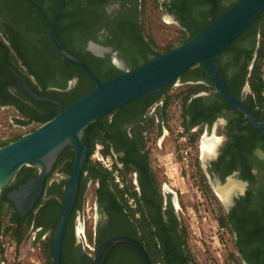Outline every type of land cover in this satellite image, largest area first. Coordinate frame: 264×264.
Segmentation results:
<instances>
[{"label": "flooded vegetation", "instance_id": "obj_1", "mask_svg": "<svg viewBox=\"0 0 264 264\" xmlns=\"http://www.w3.org/2000/svg\"><path fill=\"white\" fill-rule=\"evenodd\" d=\"M236 1L0 0V105L18 111L25 94L18 76L63 106L84 93L87 77L94 83L61 55L52 25L62 47L106 81L154 59L158 50L147 36L145 12H162L189 37ZM259 38L243 39L217 63L229 93L264 124L250 82ZM178 80L187 87L178 94L164 89L133 101L84 132L88 156L60 264H94L99 248L116 238L125 241L109 243L99 264H203L190 243L181 192L166 182L167 165L156 153L172 137L175 159L194 176L212 213L211 199L219 234L228 242L229 252L215 264H264V134L216 90L203 65ZM74 156V149L71 157L63 152L46 178L32 225L36 241L44 230L41 239H52ZM60 191L62 200L55 195ZM41 253L40 264H49Z\"/></svg>", "mask_w": 264, "mask_h": 264}, {"label": "water", "instance_id": "obj_2", "mask_svg": "<svg viewBox=\"0 0 264 264\" xmlns=\"http://www.w3.org/2000/svg\"><path fill=\"white\" fill-rule=\"evenodd\" d=\"M263 13L264 0H237L183 45L134 70L125 68L122 75L106 81H101L87 65L62 47L52 25V38L61 55L87 72L95 87L64 107L53 99L39 96L23 77L18 76L20 88L31 100L53 105L59 113L34 131L0 147V197L14 183L24 166L37 170V176L7 193V199L13 203L20 217L28 215L37 205L46 178L59 156L68 148L75 151L73 174L64 186L62 211L52 234V264L61 262L64 236L76 202L80 174L88 156V149L83 143L84 132L112 111L168 88L189 69L201 64L216 90L264 134V124L229 93L216 61ZM120 63L125 66L122 60ZM120 241L125 239L105 242L99 248L94 264H99L101 252L109 243Z\"/></svg>", "mask_w": 264, "mask_h": 264}, {"label": "rangeland", "instance_id": "obj_3", "mask_svg": "<svg viewBox=\"0 0 264 264\" xmlns=\"http://www.w3.org/2000/svg\"><path fill=\"white\" fill-rule=\"evenodd\" d=\"M144 19L147 36L152 40L156 50L160 52L176 48L184 39L188 38L187 32L162 12H145ZM260 36L262 38L260 37L259 40L264 41V33ZM261 73L264 80V60ZM185 88L187 87L181 85L178 80L173 83L170 89L178 94L180 90ZM180 99L177 98V101L173 103L178 111L181 105ZM24 120L25 118L20 111L0 105V145L9 143L40 126V124L23 126L21 122ZM174 145L172 137L163 143L164 150L161 152L157 150L156 153L167 165L168 181L166 182H170L171 188L181 192L180 196L185 202V212L191 234V238H189L195 254L203 264H215L218 260L222 261L225 254L229 252L228 242L219 234L217 216L212 208L213 205L211 206V199L209 202L212 213L207 207L204 193L197 184H193L194 176H189L181 167L183 166L180 164L181 162L175 159ZM203 147L206 148L205 145ZM12 213V208H5L1 218L0 264H40L43 262L41 251L46 243L45 240L36 241L34 230L29 227L24 239L18 244L11 232L7 231V228L12 226L10 223Z\"/></svg>", "mask_w": 264, "mask_h": 264}, {"label": "trees", "instance_id": "obj_4", "mask_svg": "<svg viewBox=\"0 0 264 264\" xmlns=\"http://www.w3.org/2000/svg\"><path fill=\"white\" fill-rule=\"evenodd\" d=\"M236 2H234L233 5ZM229 8L230 7L226 8L223 12H219L216 15V17L219 16V15H221L225 11H227ZM209 22L210 21H206L198 29V31L192 33L188 38L184 39L179 46L183 45L189 39H191L192 37H194ZM262 32L264 33V13L236 40V42H234L230 46V48L228 50H226L225 52H223L221 55H223L225 53H228V52H231L232 50H234L238 46V44L241 41H243V39L248 38V37H251L252 35L255 38V35L256 34H260V33L263 34ZM260 37L262 38V36H260ZM174 49L175 48H173V49H167L164 52L157 51L154 59H156V58L160 57L161 55L166 54V53H168V52H170V51H172ZM220 56H218L216 58V61L217 62L219 61V57ZM263 60H264V41L261 40L260 41V48H259V56H258V59H257V63L255 65V68L253 70V73H252V77H251L250 82H251L252 90H253V92L257 96L259 105L264 108V98H263V93H264V80L262 78V73H261L262 72V62H263ZM148 62H150V61H147V63ZM186 73L183 74V76L186 75ZM86 79L87 80H85V85L81 89V91H83L84 93L79 94L78 97H76L74 99L75 101L79 100L80 98H82L83 96H85L91 90L94 89V87H95L94 83L88 77ZM172 85H170L165 90L170 89ZM86 88H87V90H85ZM22 97L23 98L18 99V102L20 104L18 105V108L17 109H18V111H20L23 114V116L25 118V120L21 122L23 126H30L32 124H40V125H42V124L50 121L51 119H53L59 113V111L57 109H55L53 106L48 105V104H43V103H37V102L31 100L28 95L23 94ZM46 97H49V96H46ZM2 103H5V100H3ZM66 106L67 105H64V107H66ZM45 110H47V111H45ZM94 125L95 124H91L88 127V129L85 131V133L87 131H89L91 128H93ZM22 136L17 137L15 140H18ZM15 140H13V141H15ZM13 141H11V142H13ZM9 143H5L3 145H0V147H3V146H5V145H7ZM89 149H90V152H91V147ZM64 153L69 154L70 157L73 156V148H68L67 150L64 151ZM60 160H61V158L59 159L58 163L60 162ZM35 176H37V170L35 168H31V167L24 166L20 170V172L18 173V175H17L16 180L14 181V183L11 186H9L6 190H4L3 194L0 197V232H1V229H2V219L1 218H2V215H3L4 209L5 208L8 209L9 207L12 208V209H15L13 203H11L7 199V193L10 190H12V189L18 188L21 184H24L29 178L35 177ZM55 195L57 196V199L62 200V197H63V192L62 191L55 192ZM41 201H42V199L40 198L38 204L24 218H21L17 212L16 213L15 212L12 213V215L14 214L11 217V219H10V223H11L12 226H11V228H7V231L11 232V235L14 237V239L17 241L18 244H20L22 242V240L24 239V236L26 235V232H27L28 228L31 227L33 229V226L32 225H33V220L35 218V212H36L37 207L40 206ZM61 206H62V204L60 203L58 205L59 211L61 209ZM58 218H59V216L57 215L56 216L55 224L58 221ZM46 232H47V230L42 231L41 234L38 236V240L37 241H40L41 240V237H42V234L43 233H46ZM43 252L45 253L46 257L49 259V262L48 263L50 264L51 263L52 256H53L52 255V239H51V237L44 244Z\"/></svg>", "mask_w": 264, "mask_h": 264}, {"label": "bare ground", "instance_id": "obj_5", "mask_svg": "<svg viewBox=\"0 0 264 264\" xmlns=\"http://www.w3.org/2000/svg\"><path fill=\"white\" fill-rule=\"evenodd\" d=\"M206 149H207V143H206Z\"/></svg>", "mask_w": 264, "mask_h": 264}]
</instances>
